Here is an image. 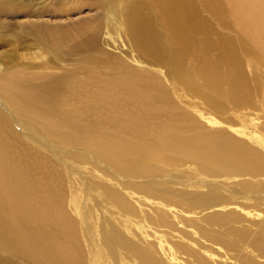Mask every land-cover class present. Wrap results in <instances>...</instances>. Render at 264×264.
<instances>
[{"label":"rangeland","instance_id":"obj_1","mask_svg":"<svg viewBox=\"0 0 264 264\" xmlns=\"http://www.w3.org/2000/svg\"><path fill=\"white\" fill-rule=\"evenodd\" d=\"M187 1L191 7L189 13L192 14L189 15V23L183 27L190 29L191 25L193 33L190 46L183 51L179 70L182 78H178L177 74L173 76L169 69V62L172 65L179 62V58H174V47L168 48L172 52L168 65L167 61L155 63L134 46L129 37L132 33L126 24V17L136 12H140L150 23L154 36L159 39L165 37L159 0H30L34 10L31 16L17 15L1 19L11 23L35 21L37 29L41 27V22L48 27V31L60 36L58 50L53 48L46 53L43 46L28 47V44L25 48L20 45L16 50L18 44L10 37L9 45L1 46L0 49L5 57L11 58L13 64L14 61L18 64V67H13L14 70L26 69L25 73L48 75V79L65 78L69 80L70 87L76 90L85 87L93 91L91 79H111L123 76L129 70L154 76L167 91L168 100L175 110L191 119L196 132L201 129V134L211 136L222 133L264 158V54L253 44L251 34H248L242 20L243 10L249 7L248 1L242 6L238 0H231L234 4L230 0H217L219 11L211 7L209 9L206 0ZM41 6L45 9H40ZM109 8L113 14H108ZM40 53L43 56H39ZM47 60L49 69L42 70ZM116 61L121 65L120 68L115 65ZM210 65L215 69H210ZM202 66L212 74L216 72L219 82L215 87L208 88V77L200 72ZM2 73L3 70L0 75ZM29 79L34 82L32 78ZM47 82L45 80L43 84ZM70 100L73 98L64 100L66 109L70 107ZM76 107H79L78 104H75ZM212 121L216 125H211ZM181 123L176 121L175 125L184 136L189 130H182L185 125ZM45 141L49 145L53 143L56 148L47 146L43 149V146L36 147L33 140L22 141L35 152L26 157L29 152L20 151L19 161L29 167L27 170H33L35 179L37 176L41 183L46 181L44 184L47 188L51 184L49 192L55 194V186L60 189L63 214L74 223V237L81 249L84 264H135L125 251H122L116 263L108 259L99 240L101 230H107L109 223L117 224L125 237L141 246H144L143 241L152 244L158 251L152 255L156 264H171L161 250L168 255L173 252V264H239L238 259L245 255L254 264L256 261V264H264V259L256 258L257 253L250 247L243 251L240 249L241 245H247L257 237L254 234H259L258 226L251 223L264 221V173L253 176H209L184 155L183 159L175 163L148 161L146 166L158 169L157 174L128 180L133 185H153L157 191L148 197L144 193L135 194L137 192L132 189L123 188L127 179L113 174L111 169H105L106 165H101L80 144ZM207 167L208 171L216 170L215 166ZM243 184L250 186L244 192ZM103 187L121 192L136 208L135 217L120 215L113 205L105 202L99 196ZM159 191H172V205L162 203ZM183 193H212L219 200L221 195L228 204L191 211L187 207L174 205L179 203ZM228 212L241 216L240 223H222L220 214ZM160 217L165 219V227ZM237 231H242L244 236L251 234L246 244H241L242 239L236 235ZM13 256L0 249V258L11 264H39L20 254H17L18 257Z\"/></svg>","mask_w":264,"mask_h":264},{"label":"bare ground","instance_id":"obj_2","mask_svg":"<svg viewBox=\"0 0 264 264\" xmlns=\"http://www.w3.org/2000/svg\"><path fill=\"white\" fill-rule=\"evenodd\" d=\"M1 1L0 47H6L10 39H14L18 44L17 47L15 46L16 50L20 45L25 48L26 44L28 47L43 46L46 53L49 49L58 50L60 36L58 33L56 35L48 31V27L43 26L40 21L41 27L37 29L35 21L11 23L1 19L13 18L17 15L31 16L34 10L30 0ZM159 1L163 25L166 29L165 37L159 39L154 36L153 28L140 12L126 17L128 22L126 24L132 33L129 37L134 46L145 56L151 57L155 63L167 61L166 65H168L172 54L168 48L174 47L173 55L175 59L179 58V62L175 64L176 62L172 61L174 65L169 62V69L173 76L177 74L178 78H182L179 70L182 66L183 51L190 46V37L193 33L191 25L190 29L183 25L189 23L191 7L187 0ZM206 1L209 9L211 7L216 11L220 10L217 0ZM247 1L249 7L246 11L243 10L242 20L246 24L248 34H251L253 44L264 54V0H238V3L243 6ZM41 7L40 9L44 8ZM36 10L38 11V8ZM108 14H113L110 8ZM2 53L0 49V71H4L3 75H0V249L11 255L18 257L17 254H20L25 259L35 260L39 264H84L81 249L74 237L76 234L74 223L63 214L60 189L55 186V194L49 192L48 188L51 184L49 183L48 188L46 183L44 184L46 177L44 180L41 178L44 181L42 184L37 180L39 179L37 176V179L34 178L33 170H27L29 167L19 161L20 151L29 152L26 157L35 152L31 151L29 145L21 143L25 140H33L36 147L43 146V149L47 146L56 148L53 143L49 145L45 140H55L68 145L80 144L85 147L86 152L97 158L101 165L105 164V169L112 170L113 174L127 179L126 181L157 174L158 169L146 166L145 163L148 161L158 164L175 163L178 159H183V155L209 176L216 174L253 176L264 173V158L256 152L222 133L211 136L206 133L201 134L203 132L201 129L199 130L202 132L198 129L196 132L194 123L183 112L175 110V106L173 107L168 100L167 91L154 76L129 70L125 75H116L118 77L111 79H91L93 91L85 87L76 90L70 87L69 80L65 78L48 79V75L25 73V67L24 70L16 68L14 70L13 67H18L16 61L13 64L11 58L5 57ZM40 54L39 56H43L42 53ZM230 54H232L231 49ZM233 61L235 63L234 59ZM115 65L121 67L117 61ZM42 67V70L49 69L48 60ZM210 69L215 68L211 66ZM200 72L208 77L206 79L209 80L208 88L218 84L215 71L213 75L202 66ZM45 80L48 82L43 84ZM70 97L73 100H70V107L66 109L64 100ZM75 104L79 107L75 108ZM176 121H181V124L185 125V129L182 130H189L186 135H181V130L175 125ZM210 124L216 125L214 121ZM208 165L215 166L216 170L208 171ZM129 182H126L123 188L132 189L137 192L135 194L144 193L148 196L155 191L153 185L139 186ZM242 187L244 192L250 186L243 184ZM159 192L162 203L172 205V191ZM120 193L103 187L99 196L113 205L118 213H121L120 215L135 217L136 208ZM192 194L183 193L178 200L179 203L174 205L187 207L193 211L218 207L223 203L228 204L227 199L221 195L219 200V197L212 193ZM220 217L225 224L241 221V216L235 213H223ZM146 219L150 218L146 217ZM160 219L163 220L165 227V219L162 217ZM257 223L258 221L251 224L258 226L259 236L254 234L253 236L257 237L251 239L247 245H241L240 249L243 251L246 247H250L257 253L256 258L264 259V221ZM236 235L242 239L241 244H246L251 236V234L244 236L242 231H237ZM100 236V246L104 248L108 259L112 262L116 263L119 256H122V251H125L131 255L135 264H156V259L152 255L158 253L157 249L148 242L143 241L144 246H141L140 243L129 240L118 229L117 224L109 223L108 229H102ZM161 253L173 264V252L169 253L170 256L163 250ZM238 263L254 264V261L245 255L238 259ZM0 264L11 263L0 258Z\"/></svg>","mask_w":264,"mask_h":264}]
</instances>
